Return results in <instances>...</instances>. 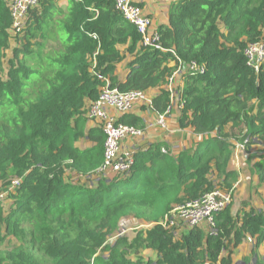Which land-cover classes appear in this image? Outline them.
I'll list each match as a JSON object with an SVG mask.
<instances>
[{"label":"trees","instance_id":"trees-1","mask_svg":"<svg viewBox=\"0 0 264 264\" xmlns=\"http://www.w3.org/2000/svg\"><path fill=\"white\" fill-rule=\"evenodd\" d=\"M68 3L64 10L57 0H41L10 45V4L0 0V192L12 177L19 180L6 196L13 207L0 199V246L7 234L20 242L0 248V264H231L233 248L247 236L254 264H264L258 255L264 209L243 202L232 214L229 203L214 215L212 232L201 224L175 233L160 223L175 205L217 185L232 190L233 141L246 150L264 143V59L256 69L245 55L247 44L264 43V0L171 2L157 30L161 46L183 65H204L201 73L182 74L178 116L180 127L198 137L176 155L165 142L153 143L133 155L123 174L96 172L105 136L97 125L85 131L88 105L107 79L120 91L156 89L152 109L163 113L165 82L176 67L169 63L177 61L169 51L143 46L115 0ZM126 53L133 59L118 79ZM117 121L142 126L132 113ZM84 136L91 147L75 145ZM260 154L264 180V149ZM128 217L151 225L128 237ZM143 248L156 251V259L130 255Z\"/></svg>","mask_w":264,"mask_h":264},{"label":"built area","instance_id":"built-area-1","mask_svg":"<svg viewBox=\"0 0 264 264\" xmlns=\"http://www.w3.org/2000/svg\"><path fill=\"white\" fill-rule=\"evenodd\" d=\"M41 0H9L12 22L10 25V39L15 41L18 32L24 27L30 9L38 6ZM142 0H115V8L122 17L132 24L141 34L140 43L154 49L169 51L175 56L174 70L167 77L165 90L169 92V102L167 109L159 113L160 122L165 114L173 108L180 111L183 107V73L203 72L204 65L191 61L183 65L182 60L176 56L172 48L164 49L160 44L159 33L154 30L148 33L151 26V18L143 10ZM96 37V35H93ZM245 55L248 63L258 69L259 64L264 59V43H249L245 48ZM181 82H178L177 77ZM152 97L146 90H127L120 91L117 87H111L109 81L105 79L104 85L100 87L99 94L93 100L86 112L87 121L101 127L105 136L103 142V162L97 168L99 174H117L129 171L134 158L133 151L121 152L122 142L129 137H143L144 130L133 125L118 122L116 114L129 112L135 105L148 106L152 109ZM244 148V144L237 143L236 148ZM165 152V148H162ZM19 185L17 178L11 182V187ZM10 191V189H8ZM8 191H1L0 199L6 200ZM12 191V190H11ZM232 190H225L218 185L211 191L205 192L198 197L192 198L181 204L175 205L168 214L160 221L165 227L171 228L175 233H180L186 228L205 224L212 232L214 226V215L224 209L231 201ZM3 200V201H4ZM125 230L118 232V235ZM253 246L254 240L251 236L246 237Z\"/></svg>","mask_w":264,"mask_h":264},{"label":"crops","instance_id":"crops-1","mask_svg":"<svg viewBox=\"0 0 264 264\" xmlns=\"http://www.w3.org/2000/svg\"><path fill=\"white\" fill-rule=\"evenodd\" d=\"M177 0H142L141 5L143 10L151 18V26L148 33L158 30L160 25L166 24L169 15V6L171 2ZM57 4L64 10L69 6L68 0H57ZM133 59V54L126 53L122 61L117 65L115 73L118 79H123L129 72L127 62ZM174 66V62L169 63ZM178 82H181L180 77H177ZM151 96H155L156 89L146 90ZM139 116L142 120L141 128L144 130L143 137H129L126 138L121 145V152L133 151L134 154L139 150L147 149L151 144L157 142H165L168 145L166 148L171 154L176 155L179 150L186 149L193 145L195 141V133L191 127H180L178 123V116L180 110L173 108L169 113L165 114L160 122V112L150 109L148 106L135 105L129 112ZM161 114V113H160ZM117 118L122 114H116ZM95 124L87 121V128ZM75 145L79 148H87L93 145V142L88 140L85 136L79 138ZM245 149V148H244ZM264 149V143L256 142L250 146L245 153L240 155L238 149L233 150V155L228 163V169L234 170L238 173L237 180L232 186V198L230 202V209L232 214L237 213L241 208L242 203L253 205L256 208L264 209V180L260 178L261 167L260 152ZM241 158V159H240ZM248 207H246L247 209ZM226 255L227 253L224 252ZM252 245L245 238L238 246L233 248L232 263L231 264H254ZM259 258L264 259V243L258 247ZM249 258V262L243 259ZM243 262V263H239Z\"/></svg>","mask_w":264,"mask_h":264},{"label":"rangeland","instance_id":"rangeland-1","mask_svg":"<svg viewBox=\"0 0 264 264\" xmlns=\"http://www.w3.org/2000/svg\"><path fill=\"white\" fill-rule=\"evenodd\" d=\"M9 42H10V45H12V40L11 39H9ZM9 52H10V48H6L4 51H3V53H4V55H3V57H2V61L4 62V64H6L7 63V60H8V58H9ZM89 106V105H88ZM233 143H234V148L235 149H237L236 148V144L238 143L237 141L236 142H234L233 141ZM238 147V146H237ZM234 148H233V150H234ZM246 149V148H245ZM245 149L244 148H242V149H240V147H238V150H239V152H240V155H242V154H244L245 153ZM241 159V158H240ZM16 177H12L11 178V181L13 180V179H15ZM217 183V182H216ZM218 184V183H217ZM8 186H7V188L8 189H10V190H14V188H12L11 187V182L9 183V184H7ZM0 187L1 188H3L2 187V185H1V182H0ZM0 194H2V195H4V193H0ZM4 202H5V206H6V208L9 210L11 207H13V204L11 205V203H12V199L11 198H8V200L6 199V200H4ZM8 204V205H7ZM10 204V205H9ZM24 225L25 226H27V227H25V228H27L26 230H28L29 228H30V225L28 224V223H24ZM125 227H126V231H125V235L126 236H128V237H132V236H134V234H135V232L137 231V230H141V229H146L147 227H149V225H151L150 223H147V222H145V221H143V220H134V218L133 217H128V218H126L125 220H124V224H123ZM3 234H6V232H5V230H3ZM124 234V233H123ZM116 235H117V232H115L114 234H112V235H110L109 236V240L108 241H111V240H113V239H115V237H116ZM23 237V236H22ZM20 242L18 241V239L14 236V234H7V235H5V237H4V240H3V242H2V244H1V246H0V248L1 249H11V247L13 246V245H17V244H19ZM130 255L134 258V257H137V256H139V257H141V258H143V259H146V258H150V259H152V260H154V259H156V251H153L152 249H148V248H143V249H141V250H139V252H138V254H134L133 252H131L130 253Z\"/></svg>","mask_w":264,"mask_h":264},{"label":"water","instance_id":"water-1","mask_svg":"<svg viewBox=\"0 0 264 264\" xmlns=\"http://www.w3.org/2000/svg\"><path fill=\"white\" fill-rule=\"evenodd\" d=\"M239 263H243V262H239Z\"/></svg>","mask_w":264,"mask_h":264}]
</instances>
